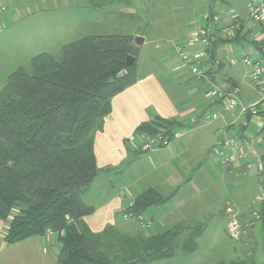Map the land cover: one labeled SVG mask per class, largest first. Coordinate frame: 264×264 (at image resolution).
Returning <instances> with one entry per match:
<instances>
[{"label":"crops","instance_id":"crops-1","mask_svg":"<svg viewBox=\"0 0 264 264\" xmlns=\"http://www.w3.org/2000/svg\"><path fill=\"white\" fill-rule=\"evenodd\" d=\"M107 1L115 4L116 8L106 12L97 7L94 11L91 10L89 18L87 16V25L93 26L91 31L108 33V31L124 28L133 20L136 21L142 0ZM89 2L93 6L97 5L94 1ZM145 3L152 11L154 10L152 0H147ZM90 4L87 3L89 6ZM209 13L217 15L218 20L207 19L206 15ZM201 27L210 29L213 43L206 62L205 77L191 76L187 72L188 64L178 56L179 63L173 64L165 60L162 63L165 64L162 72L149 70L142 76L136 75V81L133 84L113 96L112 110L105 117L103 128L95 134V155L101 171L87 190V200L83 196L85 202L95 208L92 214L85 217L92 231L101 232L106 227L113 226L119 232L129 236H148L178 225L200 227L197 248L190 252L196 254L201 249L202 239L209 232L211 223L217 225L212 230H215L217 235L223 232V228H227L230 218L227 211L229 207L237 208L243 219L251 218L252 213L257 212L253 210V205L249 208L245 207L244 203L238 206L239 201L232 196L236 190L230 189L228 182L222 183L225 178L229 179L228 177L233 176L235 170L252 167V164L246 161L247 154L238 146V137H225L221 143L218 141L219 144H216L213 143L215 139L211 125L198 127L196 125L195 128L188 129L180 137L173 139L167 146H160L149 151L141 150L142 143L148 137V134L138 130L141 123L150 121L154 117H161L182 123L188 122L193 127L196 123H192L191 119L195 113L201 115L207 106L212 104L223 109L222 101L212 98L208 105L203 101L202 93L206 84L210 87H226L229 95L236 97L239 101L233 111L223 109L229 114L225 118L221 117L223 130L237 129L239 137L243 139L241 135L248 125L246 121H250L253 116L246 111L248 105L258 104L259 114L264 116L261 89L253 82L249 68L241 67V64H244L243 57L251 55L261 59L264 68V52L259 48L264 42V34L261 26L249 16L248 0H216L214 7L205 12L201 20L188 28L190 30L188 34L174 43V50ZM134 29L132 31L135 34L132 35L134 37L142 35L144 44L146 36L137 28ZM248 76L252 82L248 80ZM165 80L173 81V84H170L171 87L165 85ZM184 82H187L188 86L182 91L181 85ZM261 85H264V73ZM209 90L210 88L207 92ZM219 118L218 115L217 119ZM238 124L239 127H237ZM208 137L210 138L207 139ZM229 138L237 140L234 148L225 149L226 154L235 156L233 162L224 161L216 153L217 149L224 148V141ZM255 154L258 155L256 152ZM213 158L220 160L222 158L226 168H219L215 160L211 162ZM258 158L263 171L264 161L259 155ZM149 188H154L168 197L163 203L152 205L144 211V217L153 220L150 231L140 227L136 220H125L123 217V212L130 202ZM206 192L216 194L222 192V195L225 194V201L222 205H212L210 200L207 201L205 198ZM8 225L7 221H0V264H57L58 256L54 253L53 247L60 243L56 235H36L9 244L4 240ZM3 231L5 232L2 233ZM190 231L191 229L186 230L185 235ZM185 235L181 238L184 239ZM242 241L246 247L248 244L250 246L249 237L248 244L245 240Z\"/></svg>","mask_w":264,"mask_h":264},{"label":"trees","instance_id":"trees-1","mask_svg":"<svg viewBox=\"0 0 264 264\" xmlns=\"http://www.w3.org/2000/svg\"><path fill=\"white\" fill-rule=\"evenodd\" d=\"M133 39L132 34H89L65 44L60 59L39 53L31 58L32 72L19 67L8 75L0 91V219L9 223L5 242L56 233L61 245L57 264H154L176 254L177 240L188 229L181 248H197L200 227L178 225L129 236L113 226L94 232L85 221L95 208L83 195L101 171L95 134L112 110L113 96L136 81L139 48ZM128 55L135 57L131 67L126 66ZM181 126L154 117L138 130L172 136ZM260 133L264 138V125ZM167 199L149 188L130 209L143 215ZM257 215L264 231V199Z\"/></svg>","mask_w":264,"mask_h":264},{"label":"rangeland","instance_id":"rangeland-1","mask_svg":"<svg viewBox=\"0 0 264 264\" xmlns=\"http://www.w3.org/2000/svg\"><path fill=\"white\" fill-rule=\"evenodd\" d=\"M89 1H12L9 9L0 15V91L6 83L8 75L19 67L32 72L31 58L39 53L47 52L56 59H60L62 48L65 44L81 39L84 36L89 34H135L132 31L134 28H137L140 33L146 36L145 43L136 52L135 74L142 76L149 70L162 72L165 65L162 63L165 60L173 62V64L180 61L173 48L174 43L183 39L190 31L188 28L193 26L196 21L201 20L204 13L208 12L216 3V0H152L154 8L152 11L150 6L146 5L147 2L145 3L147 0H142L138 9L139 15L135 18L136 21L133 20L132 23L120 30L105 33L104 31H91V27L93 28V26L87 25V16L89 18L91 10L94 11L95 7L106 12L116 8V5L107 0H91V2L97 3L96 6H93ZM161 37H164V39H161ZM241 67L243 69L245 67L249 68L245 63L241 64ZM187 69V72L192 76L193 74L188 65ZM187 79L191 80V78ZM248 80L252 82L250 76H248ZM164 83L167 87H171L170 84H173V81L165 80ZM186 84L187 82H184L181 85L182 91L183 89L186 90L188 86ZM209 88L211 89L213 86L210 87L206 84L202 93L204 96L202 97L203 101L207 105L212 101V96L210 97L209 92H207ZM180 102L182 103L183 101L180 99ZM215 111H217L220 118L212 120L210 124L200 121L191 127L188 122H185L184 126L175 130L180 129L182 134L188 129L195 128L196 125L197 127L211 125L210 128L213 129L212 134L215 139L213 141L214 139L212 138V141L216 144L221 143L225 137H238V146L241 151L247 154L246 161L250 162L252 167L250 169L235 170L234 175L228 177L229 179L225 178L222 180V183L224 181L228 182L229 188L236 190L232 196L235 197V200L239 201L238 206H241L242 203L247 208L253 205V210L258 212L260 202L264 199V170H261L260 159L258 158L259 155L264 161V138L259 132L262 124H264V116L256 114L252 116L250 121H246L248 125L241 135L243 136L242 139V137H239L240 134L237 133V129L223 130V120L221 117L225 118L229 114L224 112L223 109L215 107L214 104L207 106L201 115L195 113L192 118H206L207 116H211ZM237 127H239V124ZM152 135L154 134H149L148 136ZM218 141L220 142L217 143ZM214 160L215 163H218L219 168H226V165L222 163V158L221 160L213 158L211 162ZM211 162L209 160L210 164H212ZM86 193L83 196L87 200ZM221 193L206 192L205 198L207 201L209 199L212 205H222L225 201V194L222 195ZM129 207L130 204L123 212V217ZM231 208L237 218L235 215H231L227 228L229 225L237 223L239 225L237 229L239 235H236L237 237H233L227 228H223V232L218 235L217 233L215 234V230H212L217 225L211 223L212 225H209V232L202 239L201 249L196 254L183 251L180 247L183 238H179L177 240L176 255L171 258L155 260L154 264H218L223 261L229 264H264V231L260 221L257 219V212L252 213L251 218L247 217L243 219L237 208L233 206ZM124 219L130 220L133 218L124 217ZM134 220L138 222L140 227L149 231L153 225V220L150 218L147 220L151 224L146 228L141 225L137 218H134ZM0 221L2 222V220ZM230 222L233 223L230 224ZM6 228L5 226V231ZM49 234L56 235L53 232ZM248 237L251 240L250 246L248 244ZM242 240H245L248 244L247 247ZM57 244L56 247H53V251L58 256L61 245Z\"/></svg>","mask_w":264,"mask_h":264},{"label":"built area","instance_id":"built-area-1","mask_svg":"<svg viewBox=\"0 0 264 264\" xmlns=\"http://www.w3.org/2000/svg\"><path fill=\"white\" fill-rule=\"evenodd\" d=\"M13 0H0V15L4 12H6ZM248 10H249V16L250 18L258 23L263 31L264 34V0H248ZM206 18L209 20L217 21L218 16L209 13L206 15ZM212 46V40H211V34L210 29L207 27H201L198 28L192 36L187 39L183 44H179L175 47L176 52L178 53L179 58L188 64L190 67L191 73L198 78H202L206 76V61L209 54V49ZM262 52H264V44L262 46ZM243 62L249 67L250 69V76L256 84L259 85L264 101V85H261L263 82V73L264 68L262 64V60L255 58L251 55H246L243 57ZM210 96L212 98L217 99L218 101L223 102V109L224 111H233L239 104V101L236 97L230 96L227 88L223 86H214L209 90ZM246 111L248 113H251L253 115L259 114V107L258 104H252L246 106ZM218 114L213 113L211 116H207L206 118H200V117H194L191 119L192 123H199L200 121L203 122H211L214 119H217ZM181 136V130L177 129L173 131L172 136L167 135L166 131L161 130L158 131L156 134L152 136H148L146 142L142 145L141 150L142 151H149L151 149L169 145L170 141L178 138ZM237 140L236 138H229L224 141V148L223 149H217L216 153L221 156L224 161L226 162H233L235 160V156L233 154H226L225 149L229 147H233L236 145ZM250 167V164H248ZM132 207V202L130 203L129 209L124 213L125 218H137L138 221L141 223L143 227H149L151 222L148 221L142 214L137 215L135 212H133L130 208ZM229 207L227 209L228 212H230L231 215H235L233 212V209ZM237 218V216L235 215ZM235 222V221H234ZM233 222H230V224ZM239 225L237 223L231 224V226H228V232L233 236L237 237L236 235H239L237 233Z\"/></svg>","mask_w":264,"mask_h":264},{"label":"water","instance_id":"water-1","mask_svg":"<svg viewBox=\"0 0 264 264\" xmlns=\"http://www.w3.org/2000/svg\"><path fill=\"white\" fill-rule=\"evenodd\" d=\"M144 42V37L142 35H136L133 39V45L138 49ZM135 62V57L133 55H128L126 59V66L131 67ZM122 75L126 73V70H123Z\"/></svg>","mask_w":264,"mask_h":264}]
</instances>
